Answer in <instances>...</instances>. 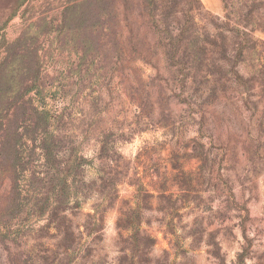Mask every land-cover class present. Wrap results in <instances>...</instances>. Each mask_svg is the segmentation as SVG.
Returning a JSON list of instances; mask_svg holds the SVG:
<instances>
[{
    "label": "clouds",
    "instance_id": "clouds-1",
    "mask_svg": "<svg viewBox=\"0 0 264 264\" xmlns=\"http://www.w3.org/2000/svg\"><path fill=\"white\" fill-rule=\"evenodd\" d=\"M81 3L0 0V264H264V0Z\"/></svg>",
    "mask_w": 264,
    "mask_h": 264
},
{
    "label": "trees",
    "instance_id": "trees-1",
    "mask_svg": "<svg viewBox=\"0 0 264 264\" xmlns=\"http://www.w3.org/2000/svg\"><path fill=\"white\" fill-rule=\"evenodd\" d=\"M102 3V0H92V6ZM72 16V15H71ZM73 17V16H72ZM16 55L15 52L12 53V58H14ZM31 54L25 52V63L27 66H30L31 64ZM33 57V56H32ZM34 61V60H33ZM4 69L2 70L0 74V114H6L8 110H10L13 107H16L17 114L16 117L22 112L23 117L24 114L27 111V107L20 104V101L22 99V96H17L14 100L8 101L7 100V94L10 91V87L7 81V78L5 76V70L7 67V64L4 65ZM43 121V117H38L37 127H39L40 123ZM15 122H11L9 125V130L7 132H4L2 136H0V156H9L12 151L14 150V145L16 141L11 140L12 136V126ZM46 149L48 151L49 160L52 162V149L48 148L46 146ZM7 155V156H6ZM52 160V161H51Z\"/></svg>",
    "mask_w": 264,
    "mask_h": 264
},
{
    "label": "rangeland",
    "instance_id": "rangeland-1",
    "mask_svg": "<svg viewBox=\"0 0 264 264\" xmlns=\"http://www.w3.org/2000/svg\"><path fill=\"white\" fill-rule=\"evenodd\" d=\"M91 4H92V0H83V3L77 5L75 8L71 9L69 14H66V20L69 18V16L71 17L72 21H81V22H83L84 20H87L89 18V16H90V10L93 7ZM30 57L32 59L31 60L32 62L30 64V66H31L34 63V61H33L34 60V56L33 57L30 56ZM4 67H5L4 65H0V74H1L2 70L4 69ZM22 118H23V114H22V112H20V114L16 117V119L20 120ZM37 122H38V117H37ZM11 140L16 141V138L14 137L13 134L11 136ZM3 157L7 158L8 156L5 157L3 155ZM52 162H54V161H52ZM53 218H55V214H54Z\"/></svg>",
    "mask_w": 264,
    "mask_h": 264
}]
</instances>
